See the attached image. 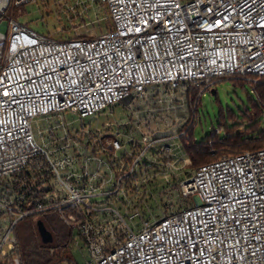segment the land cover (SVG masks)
<instances>
[{
    "label": "built area",
    "instance_id": "1",
    "mask_svg": "<svg viewBox=\"0 0 264 264\" xmlns=\"http://www.w3.org/2000/svg\"><path fill=\"white\" fill-rule=\"evenodd\" d=\"M31 1L0 0V184H11L0 199L8 230L0 257L14 249L20 221L58 212L86 264H264V147L195 170L178 189L192 198L187 208L163 216L138 208L155 197L149 187L158 178L192 165L182 144L157 150L175 138H157L155 110L138 103L151 88L188 103L190 89L205 94L219 79L263 78L264 0H92L107 9L112 29L66 41L10 15ZM130 98L121 124L130 133L51 124ZM167 101L160 92L157 111ZM45 119L39 140L34 124Z\"/></svg>",
    "mask_w": 264,
    "mask_h": 264
},
{
    "label": "rangeland",
    "instance_id": "2",
    "mask_svg": "<svg viewBox=\"0 0 264 264\" xmlns=\"http://www.w3.org/2000/svg\"><path fill=\"white\" fill-rule=\"evenodd\" d=\"M10 15H14L22 24L27 25L34 31L54 40L100 36L109 27L104 8L97 3L92 4V0H35L22 6L21 9L14 8ZM84 16L87 17V22L82 21ZM214 89L217 93L213 92ZM213 90L203 95L198 108L200 121L195 125V134L198 142L203 141L206 136H210L213 133L223 137L225 136L226 129L244 131L248 126L246 122L243 123V118L245 111H251L252 109V105L248 101V97L254 99L251 89L238 88L231 81H224L216 85ZM160 92L163 94L164 99L168 98V101L163 105L165 107L163 111H157L161 106L158 103V94ZM149 93V98L146 102H137L139 105L138 109L143 110L146 106H149L155 110L152 113L156 116L157 120L152 124L151 130L155 131L157 138H175L173 140H165L161 144L162 146H157V150L172 146L174 143L180 145L181 142L176 138L183 135L181 134L182 129L190 119L188 104L182 99L181 95L179 99H172L160 88H151ZM134 100L130 98L121 105H116L114 108L107 109L98 116L85 120H81L71 112H66L62 114L63 119L60 116H55L51 124L66 123L68 129L71 131L83 130L86 127L91 129H107L108 124L115 125L113 128H116L129 121L132 113L129 106L133 104ZM172 106L173 108L167 109V107ZM240 109H243V111ZM48 127V119L40 120L39 124H34V131L39 140V128L46 130ZM120 129L125 133V129L128 131L127 133H130L131 130L126 124ZM47 137V133H44V138L46 139ZM139 137V135L136 136L137 139ZM182 166V168L178 166L181 169L174 171L175 174L169 173L170 175L167 178L160 177L152 183L153 187H149L151 192L155 193L154 199L156 201H154V204L157 206V203H162L161 200H163V204L165 203V206L159 207L157 211L151 212L148 209L149 213L151 212L153 216H163L190 206V203L181 200L178 189H173L172 187L176 182L185 184L194 173L189 166ZM153 173L155 172L152 170ZM9 188L11 189V184L8 181L0 184L1 200L7 198ZM118 207L120 208V206ZM121 211L123 213V210ZM65 220L68 225H71V221L67 217H65ZM7 233L5 220L1 218L0 242ZM12 234L14 235V233ZM5 248L7 249V246ZM74 249L73 257L76 262L78 264H86L88 257L85 251H81L77 247ZM76 262L72 258L69 264H76Z\"/></svg>",
    "mask_w": 264,
    "mask_h": 264
},
{
    "label": "trees",
    "instance_id": "3",
    "mask_svg": "<svg viewBox=\"0 0 264 264\" xmlns=\"http://www.w3.org/2000/svg\"><path fill=\"white\" fill-rule=\"evenodd\" d=\"M104 11L108 15L107 9L104 8ZM107 18L109 24L108 31L112 29V21L109 17ZM82 21L87 22V17L84 16ZM73 39L76 38L73 37L60 41ZM224 81H231L238 88L251 89L254 94V99L248 97L252 109L251 111H245L243 118V123L246 122L248 126L244 131L226 129L225 136L223 137L213 133L210 136H206L203 141L198 142L195 134V125L200 121L198 108L204 94L200 95V91L190 89L188 92L190 119L183 128V131H186V135L180 141L184 152L192 161L190 169L193 171L222 157L256 151L264 147V77L260 79L258 76L253 75L249 77L219 79L208 91H212L216 85ZM213 92H216V90L214 89ZM240 110L243 111V109ZM170 160L172 159L166 158V161ZM180 184L176 182L172 186L173 189H179ZM147 197H145L144 201L150 205L147 204L145 206L144 201L138 205V208L142 210L145 216L149 215V211H157L159 207L165 206L163 200H161L162 203H157L156 206L154 204L156 199L152 196ZM181 200H185L190 204L192 202V198H181ZM39 220H42L47 229L52 233L54 237L52 243L44 244L42 242L37 227ZM14 235L17 243L7 256L0 257V264H13L14 258H18L21 264H69L72 258L76 262L73 257L75 231L73 226L68 225L64 217L58 212L37 214L23 219L15 227ZM76 264L78 263L76 262Z\"/></svg>",
    "mask_w": 264,
    "mask_h": 264
},
{
    "label": "water",
    "instance_id": "4",
    "mask_svg": "<svg viewBox=\"0 0 264 264\" xmlns=\"http://www.w3.org/2000/svg\"><path fill=\"white\" fill-rule=\"evenodd\" d=\"M37 227L41 240L44 244H50L54 241L52 233L47 229L42 220L37 222Z\"/></svg>",
    "mask_w": 264,
    "mask_h": 264
},
{
    "label": "crops",
    "instance_id": "5",
    "mask_svg": "<svg viewBox=\"0 0 264 264\" xmlns=\"http://www.w3.org/2000/svg\"><path fill=\"white\" fill-rule=\"evenodd\" d=\"M188 104V103H187ZM167 109H168V107H167Z\"/></svg>",
    "mask_w": 264,
    "mask_h": 264
}]
</instances>
